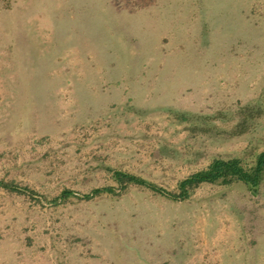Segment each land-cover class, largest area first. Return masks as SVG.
<instances>
[{
	"label": "rangeland",
	"instance_id": "374dc122",
	"mask_svg": "<svg viewBox=\"0 0 264 264\" xmlns=\"http://www.w3.org/2000/svg\"><path fill=\"white\" fill-rule=\"evenodd\" d=\"M262 149L264 0H0V264H264V180L111 178Z\"/></svg>",
	"mask_w": 264,
	"mask_h": 264
},
{
	"label": "trees",
	"instance_id": "16d2710c",
	"mask_svg": "<svg viewBox=\"0 0 264 264\" xmlns=\"http://www.w3.org/2000/svg\"><path fill=\"white\" fill-rule=\"evenodd\" d=\"M111 178L119 190L134 186L153 194L180 200L188 199L202 185L229 187L236 183H242L255 194L264 180V149L256 155L251 164H244L237 158H213L205 167L193 171L190 176L178 181L171 191L159 187L153 181H147L140 176L121 170L111 171ZM3 187L10 192L22 193L12 184H6ZM102 194L115 195V190L112 187L96 188L90 193L84 194L82 199L89 200ZM69 198L80 199L72 191L65 189L52 202L56 203L58 199L66 201Z\"/></svg>",
	"mask_w": 264,
	"mask_h": 264
}]
</instances>
